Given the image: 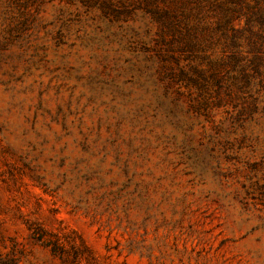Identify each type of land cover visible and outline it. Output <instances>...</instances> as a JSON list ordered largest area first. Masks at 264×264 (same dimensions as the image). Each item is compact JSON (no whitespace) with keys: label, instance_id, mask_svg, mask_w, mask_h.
Segmentation results:
<instances>
[{"label":"rangeland","instance_id":"rangeland-1","mask_svg":"<svg viewBox=\"0 0 264 264\" xmlns=\"http://www.w3.org/2000/svg\"><path fill=\"white\" fill-rule=\"evenodd\" d=\"M137 6L0 0V261L64 264L37 226L77 264H264V101L173 83L204 62Z\"/></svg>","mask_w":264,"mask_h":264},{"label":"trees","instance_id":"trees-1","mask_svg":"<svg viewBox=\"0 0 264 264\" xmlns=\"http://www.w3.org/2000/svg\"><path fill=\"white\" fill-rule=\"evenodd\" d=\"M262 3L264 0H137V10L142 9L144 17L149 15L154 20L158 58L175 64L181 56L204 62L205 70L190 65L188 73L182 68L178 76L170 72L168 76L174 75L173 83L182 76L179 80H187L203 93L211 82L217 106L225 101H250L257 105L264 101V94L260 95L259 90L249 93L248 88L258 85L264 89V11L259 10ZM207 18L215 19L214 26L206 24ZM241 19L244 27L233 28L232 22ZM242 38L246 41L245 48L240 43ZM217 47L219 58L213 59L211 52ZM162 67L166 68V64L162 63ZM28 229L31 237L54 257L64 264H77L80 250H75L70 241H63L68 250L56 235H47L37 226ZM0 264H14V261H0Z\"/></svg>","mask_w":264,"mask_h":264}]
</instances>
